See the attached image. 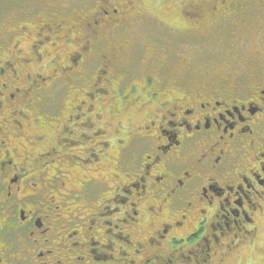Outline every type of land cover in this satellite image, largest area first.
I'll return each mask as SVG.
<instances>
[{"label":"flooded vegetation","instance_id":"1","mask_svg":"<svg viewBox=\"0 0 264 264\" xmlns=\"http://www.w3.org/2000/svg\"><path fill=\"white\" fill-rule=\"evenodd\" d=\"M71 1L74 5L78 0ZM120 1L100 0V4L94 5L93 15L84 20L87 13L83 12L82 24L69 31L84 30L79 35L90 41L65 60L71 61L74 69L86 66L90 71L94 67L97 80L105 78V86L111 91L99 89L102 99L113 94L115 104L120 103L121 108L110 111V106V113L121 117L127 108L129 116L136 115L139 120L127 119V126L123 120L109 124L102 111L93 113L92 106L83 122L74 127L68 126L72 121L69 118L62 126L63 138L74 145L73 130L85 131L81 136L87 141L83 155H64L46 143L48 135L39 132L42 127L33 129L29 118L18 109L24 99L21 92L25 91L20 82L38 93L29 102L44 108L43 92L52 93V87L65 76L49 85L41 74L35 73L33 79L32 74L21 78L16 68L6 74L9 68L1 67L0 77L4 81L0 83V264H222L229 259L239 260L241 250L255 249L261 239L258 234L264 230V0H196L192 9H184L182 16L189 25L209 23L205 32L220 41L215 50L217 56L208 51L209 55L199 58V70L210 64L216 72L214 76L200 72L204 80L198 81L197 74L188 70L182 78L172 81V69L167 66L172 61L163 62L161 67L154 66L153 75L164 69L162 77H166V84L154 77L151 80V47H141L134 36L130 38L132 44L122 49L126 37L118 32L132 29L126 15L130 14L132 21L145 16L143 0L121 4ZM73 5L68 7L71 14H75L71 11ZM205 6L210 13L206 14ZM147 11L150 15L151 8ZM45 28L54 31L50 23ZM66 42L75 43L69 38ZM119 54L124 56L123 61L117 58ZM36 55L39 57L40 53L37 51ZM107 58L106 64L97 65V61ZM58 60L59 56L51 65L55 66ZM37 61L40 63L41 59ZM181 64L179 68L183 69L185 63ZM67 67L59 68L55 75H62ZM132 69L142 73L133 78ZM69 74L82 76L77 71ZM36 83L40 89L32 87ZM93 98L90 95L89 99ZM82 110L80 106L78 113ZM52 133L49 136L53 142L60 144L58 136ZM110 133L115 136L109 137ZM18 138L24 144L17 146ZM68 144H64L65 150ZM134 151L139 154L133 155V171L123 174L124 179H120V174L113 176L110 188L116 193L105 200L108 205L103 206V201L97 214L90 211L83 219L90 223L92 216H113L111 221L104 222L108 229L92 232L91 224L87 229L83 224L75 227L73 234L69 231L67 237L62 232L63 239L54 238L57 228L64 225L66 234L74 221L65 212L71 193L68 188L63 190V179L68 177L69 181L71 174L67 171L60 176L57 163H62L65 156L72 157L69 162L74 163L81 157L82 164L90 166L93 162H108L110 156L114 170L122 173L123 156L126 158ZM42 162L57 164L56 172H40ZM77 167L82 168L79 163ZM43 174L51 179L43 180ZM100 176L96 173L81 189L86 193H92L95 185H101L99 190L110 189ZM32 181L40 182L41 188ZM56 186L54 195L52 189ZM38 198H43L45 204L40 205ZM145 224L150 227L148 231ZM60 244L66 246L63 259ZM55 254L58 256L53 259Z\"/></svg>","mask_w":264,"mask_h":264},{"label":"rangeland","instance_id":"2","mask_svg":"<svg viewBox=\"0 0 264 264\" xmlns=\"http://www.w3.org/2000/svg\"><path fill=\"white\" fill-rule=\"evenodd\" d=\"M1 1L0 3H3ZM123 1L126 2L127 0H121L119 3L121 4ZM4 2H7L9 5L0 9V70L3 66L8 67L9 70L5 71L6 74H8L10 69L16 68L19 71L21 78L27 74H32L33 79L35 73L41 74L47 79L45 84H49L51 82L54 84V80L56 78L65 76L63 81H60V83L52 87V93L48 94V92H46L47 90H45L43 94L40 93L46 101L44 108L40 104L39 107L32 104L33 101L29 102L30 98H36L38 93H34L33 89L28 88L25 83L20 82L19 85L22 86L25 91L21 92V94L24 95L22 96L24 99L21 101L22 105H20L18 109L29 118L28 122L31 124L33 129L35 127H42L39 132H43V134L46 133L48 135L46 143L54 146L55 149H58L64 155H83L87 141L83 140L81 136L85 133V131L81 130L76 132L73 130L71 139L75 140L76 144L69 145L63 138L65 135H62V126L69 118H72V121L70 123L71 125L68 126L73 125L74 127L77 122H83L86 118V112L90 109L89 106L93 107V113L97 110L102 111L104 120L108 123L110 122L115 124L117 120H123L127 126L130 122L127 119L139 120V117L136 115L129 116L127 108L122 111L123 113L121 117H119L117 113H110L112 110L116 111L117 108L120 110V103L118 102L119 105L117 103L115 104V95L113 94L107 96L105 98L106 100L102 99L103 96L99 89H106L109 91H111V89L105 86L106 82L104 77L97 80L94 67H92L90 71L86 69V66L74 69L71 67L73 65L71 61H68V59L65 60L67 56L69 57L76 51L81 50L85 41H90L89 38L79 35V33H83L84 30H81V32L79 30H73L70 33L69 29L75 25L82 24L81 19L83 18L84 11H86L87 14L84 16L83 20L88 18V16L93 15L92 12L94 5L95 3L100 4V0H78L76 3L80 5V8L77 7L75 2L73 5L71 0H14L12 2H10V0H6ZM111 2L116 3L115 0H111ZM143 4L144 15L142 16L145 17H140L139 21H137L138 18L132 21L130 14H127V20L131 23L132 29H125L124 31H119L118 33L126 37V43L122 45V49H127L132 44L130 38L134 39V36L140 42L141 47H151V76H154V66H158L160 64L161 67L163 62L167 63L169 61H174L173 64H167V66L172 69L169 73V78L172 81H174V79L177 80L176 78H182L183 74L188 70H193L195 74H198L200 57L209 55L207 53L208 51H211V56L212 52H214L217 56L218 51L215 50L221 45V43L213 37V35L210 36V34H207L210 24H204L203 22L200 26H192L189 25L186 18L182 16L184 9H192V6L196 5V0H143ZM72 5L73 7L71 11L75 14L68 12V7H71ZM150 8L151 14L149 15L147 9ZM206 8L207 6L204 7L206 14L210 13L209 9ZM46 22L50 23L51 27L54 29L53 32L48 31L45 28V25L47 24ZM62 23H64V25ZM61 27L63 28V32H60ZM97 31L99 32L100 29ZM110 31H112L111 28H109V32ZM69 34L70 36L67 37ZM85 34L91 33L89 31H85ZM68 38L75 41V43H67L66 40H68ZM38 42H41V44H38ZM35 50L40 53L39 57L36 55V52H34ZM149 52L150 51L146 53V56L149 55ZM172 54L174 57H177L176 60L171 56ZM57 56H59V60L55 62L56 65H51V62ZM139 57L140 52L138 54V58ZM38 58L41 59L40 63L37 61ZM117 58L121 61L125 59L124 56L120 54ZM26 61H29V64L26 65ZM108 61V58L103 61H97V65L103 66ZM181 63H185L183 64V69H177L178 65H182ZM52 66L53 68H51ZM62 67H67V70H64L60 76L55 75L56 71ZM157 70L158 69L155 71ZM76 71L81 72L82 76L69 74L70 72ZM133 71V78H137V74L139 72L142 73L141 71ZM174 72L178 74H174ZM154 78L162 80L163 83L166 84V77L162 78L155 75ZM2 81H4V79L0 77V83ZM32 87L40 89V84L36 83ZM112 89L115 90L116 87ZM12 92L14 93V91ZM90 95L94 97L91 100L89 99ZM111 98H114V100L111 101ZM5 106L7 105L5 104ZM80 106L83 110L78 113V108ZM110 106H112L111 109L109 108ZM154 108L155 107L151 106V109ZM58 110L60 112H58ZM78 115H82L83 118L78 119L76 117ZM45 126L46 129H43ZM72 128L69 129V131H72ZM48 131H50V133L53 132L52 135L54 137L58 136L57 140L60 141V144L53 142V138L49 136L50 133ZM34 132L35 130L33 133ZM65 133L66 131L64 134ZM114 136V133H110L109 135V137L112 138ZM20 143L24 144L22 138H18L16 142L17 146H20ZM64 144H68L67 146L69 148L67 150L63 148ZM138 154V152L134 151L130 155H127L126 158L123 156L124 162L122 169H120L122 173H117L114 170V162L110 159V156L108 157V162H93L90 166L82 164L84 163V159L81 157H78L76 160L77 162L74 163V161L69 162L72 157L65 156L62 163H57L60 165V171L58 169V174H60V176H65L66 173L64 172L67 171L71 174L69 181L68 177L63 179L66 182L63 190L68 188L71 193V199L66 202L68 205L65 206V209L68 210L65 212L71 214V219L73 218L74 221L71 229L66 231V234L64 233V225L61 226L62 229L57 228L55 230L56 235L53 234L55 235L54 238L63 239L67 237L69 231L73 234L75 227H82L83 224L84 229H87L91 224L93 226L92 232H99L102 229L106 231L108 226L104 222L111 221L113 216L112 218L103 216L102 219L92 216L90 223H84L83 219L90 211V214L92 215L94 213L97 214L103 201V206L108 205L105 200L111 199L116 193L114 188H110L112 187V181H114L113 176L120 174L118 175L120 179H124L123 174L125 175L126 173H131V170L133 169L132 163L134 162L133 155ZM78 163L81 164L82 168L77 167ZM105 163L107 165H105ZM57 164L51 163L50 165H47L42 162L40 163L39 171H45L46 173L48 172V169H50L49 174L52 175V171L53 173L56 172V169L54 168H56ZM46 167L48 168L44 169ZM94 170L97 172H94ZM96 173L101 175L100 178L104 179L105 182L108 183L110 189L101 188V190H99L98 188H100L101 185H93L94 187L91 189L92 193H89L90 190L86 193V190L81 189V185L86 183L89 178L94 177ZM45 177L46 175L43 174V180ZM46 178L51 179L50 177ZM34 182L38 184V188L40 189L42 184L37 181H32V184ZM37 190L38 189H36L35 193H37ZM96 190H98V192H96ZM52 191L55 195L57 192V186L54 187ZM59 191L62 192L61 189ZM36 200L40 203V205L45 204L43 198H38ZM103 210H105V207H103L102 211ZM121 216L122 215L120 214V217ZM116 217L117 216H114V219ZM75 222H78V224L75 225ZM144 227L146 231L150 228L146 224ZM125 230L126 229H124V231ZM61 233L62 235H65V237L60 236ZM260 235L261 239L258 241L261 244L259 247L258 242L255 249L247 250V247L244 248V250H241L240 252L241 257L239 260L229 259L227 262L225 261L226 264H264V230L260 231L258 236ZM246 243H250L249 239L246 240ZM64 246L65 244L59 245V254L63 251L61 257L62 259L64 257V252L66 251V246ZM57 256L58 255L55 254L53 259ZM48 260L50 259L44 258V261Z\"/></svg>","mask_w":264,"mask_h":264},{"label":"trees","instance_id":"3","mask_svg":"<svg viewBox=\"0 0 264 264\" xmlns=\"http://www.w3.org/2000/svg\"><path fill=\"white\" fill-rule=\"evenodd\" d=\"M1 1V0H0ZM4 1H6V0H4ZM4 1H1V2H3V3H0V9H3V8H5V7H7L9 4L7 3V2H4ZM12 1H14V0H12ZM11 0H10V2H12ZM18 7V6H17ZM80 8V7H79ZM23 13V12H22ZM211 52V51H210ZM209 52V53H210ZM172 63H174V61H172ZM210 65V64H209ZM209 65L208 66H203L200 70H199V73L200 72H203L204 74L206 73V75H210V76H214L215 75V70H214V67H209ZM180 66L178 65L177 66V69L179 68ZM201 67V66H200ZM207 68L208 69H211V70H213V71H211V70H207ZM180 69V68H179ZM217 69V68H216ZM197 74V79H198V81H201V80H204L203 79V77H201V76H199V75H202L203 76V74ZM158 76L159 77H162L163 76V74H164V69H162L161 71H159L158 73ZM154 76H151V80L152 79H154L153 78ZM162 78H164V77H162ZM205 79L207 78L208 79V77H204ZM196 82H197V80H196Z\"/></svg>","mask_w":264,"mask_h":264}]
</instances>
